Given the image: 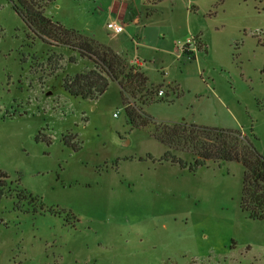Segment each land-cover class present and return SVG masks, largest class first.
<instances>
[{"label": "rangeland", "instance_id": "rangeland-1", "mask_svg": "<svg viewBox=\"0 0 264 264\" xmlns=\"http://www.w3.org/2000/svg\"><path fill=\"white\" fill-rule=\"evenodd\" d=\"M14 1L0 0V264H264L244 166L161 161L167 147L128 123L117 82L88 99L62 87L94 62L40 39ZM114 2L140 22L109 30ZM45 13L139 58L164 90L143 106L154 120L240 131L264 155V0H53Z\"/></svg>", "mask_w": 264, "mask_h": 264}, {"label": "trees", "instance_id": "trees-1", "mask_svg": "<svg viewBox=\"0 0 264 264\" xmlns=\"http://www.w3.org/2000/svg\"><path fill=\"white\" fill-rule=\"evenodd\" d=\"M52 2L17 0L14 8L40 39L69 46L81 57L94 62L93 69L64 79L62 87L74 97L88 99L105 93L111 81L117 82L121 87L128 123L138 129L152 126L150 135L167 147L161 161L178 163L193 172L208 160L241 163L245 168L241 207L250 218L264 221V155L257 151L248 137L240 131L198 126L186 121L158 122L151 118L143 106L154 101L157 92L144 68L132 64L123 54L99 42L91 33L54 22L45 13L46 6ZM177 152L191 155L193 161L178 156ZM8 184L7 174L0 172V201Z\"/></svg>", "mask_w": 264, "mask_h": 264}, {"label": "crops", "instance_id": "crops-1", "mask_svg": "<svg viewBox=\"0 0 264 264\" xmlns=\"http://www.w3.org/2000/svg\"><path fill=\"white\" fill-rule=\"evenodd\" d=\"M130 10H131V6L129 3L114 2L112 9L110 11L111 13H116V14L118 13L119 17L116 19L119 21H120L119 18L125 19L126 17H129L130 22H134L138 24L140 22V15H138L139 12L137 10H133V11H130ZM141 67L144 68V64H142Z\"/></svg>", "mask_w": 264, "mask_h": 264}, {"label": "built area", "instance_id": "built-area-1", "mask_svg": "<svg viewBox=\"0 0 264 264\" xmlns=\"http://www.w3.org/2000/svg\"><path fill=\"white\" fill-rule=\"evenodd\" d=\"M107 28L109 30H112L116 33H121L125 30V25L122 21H119L117 19L111 20L107 23ZM189 49V46H188ZM187 49V50H188ZM186 49L185 47H183L182 51L184 52ZM132 64L137 65V66H141L143 63L139 60V58H135L134 60H132ZM158 96H163L164 95V90L163 89H159ZM118 114H115V116H117Z\"/></svg>", "mask_w": 264, "mask_h": 264}, {"label": "water", "instance_id": "water-1", "mask_svg": "<svg viewBox=\"0 0 264 264\" xmlns=\"http://www.w3.org/2000/svg\"><path fill=\"white\" fill-rule=\"evenodd\" d=\"M117 142L123 146H128L131 143V140L119 137V140H117Z\"/></svg>", "mask_w": 264, "mask_h": 264}]
</instances>
